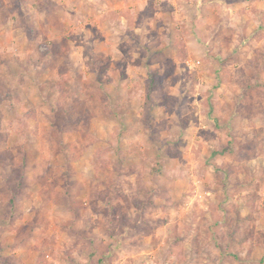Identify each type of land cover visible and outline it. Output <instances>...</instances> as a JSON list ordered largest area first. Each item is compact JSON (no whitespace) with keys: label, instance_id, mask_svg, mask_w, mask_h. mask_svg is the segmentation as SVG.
<instances>
[{"label":"rangeland","instance_id":"rangeland-1","mask_svg":"<svg viewBox=\"0 0 264 264\" xmlns=\"http://www.w3.org/2000/svg\"><path fill=\"white\" fill-rule=\"evenodd\" d=\"M197 1L0 0V264H264V0Z\"/></svg>","mask_w":264,"mask_h":264},{"label":"trees","instance_id":"trees-1","mask_svg":"<svg viewBox=\"0 0 264 264\" xmlns=\"http://www.w3.org/2000/svg\"><path fill=\"white\" fill-rule=\"evenodd\" d=\"M185 49V48H184ZM53 109H54V111H55V108L53 107ZM5 159H9V161L10 162H6V163H9V166H10V168L12 169L11 171V175H13L16 171H17V167L12 163L11 164V160H10V158L9 157H6ZM0 166H2V167H5V164H3V161L0 159ZM16 170V171H15ZM20 171V170H19ZM10 177L11 176H9V177H7V180L8 181H10ZM19 178V177H18ZM18 181H19V184H18V186L19 187H22L23 186V182H24V176H23V174L22 175H20V178L18 179ZM11 182V181H10ZM8 186L11 188V190H12V195H13V199L12 200H14L16 197H17V195L19 194V192H18V189H16L15 187H12V184L11 183H9L8 184ZM5 264H11V263H9L8 261L7 262H5Z\"/></svg>","mask_w":264,"mask_h":264},{"label":"crops","instance_id":"crops-1","mask_svg":"<svg viewBox=\"0 0 264 264\" xmlns=\"http://www.w3.org/2000/svg\"><path fill=\"white\" fill-rule=\"evenodd\" d=\"M196 4H198V7H200V4H222V3L219 2L218 0H198L196 2ZM98 262H99L98 264H101L100 263V258H99Z\"/></svg>","mask_w":264,"mask_h":264}]
</instances>
